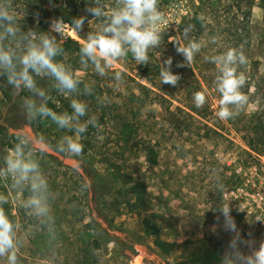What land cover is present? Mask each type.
I'll list each match as a JSON object with an SVG mask.
<instances>
[{
  "label": "rangeland",
  "instance_id": "obj_1",
  "mask_svg": "<svg viewBox=\"0 0 264 264\" xmlns=\"http://www.w3.org/2000/svg\"><path fill=\"white\" fill-rule=\"evenodd\" d=\"M122 3L0 0V8L14 17L18 28L8 34L0 24V39L14 43V51L25 47L29 33L33 39L47 34L57 45L68 37L83 44L90 34L102 33ZM56 8L82 18L81 27L56 19ZM91 8L103 14L94 15ZM157 8L164 17L161 39L148 51L147 64H137L127 53L111 67L101 60V74L86 55L59 49L53 59L76 79L74 89H61L44 74H33L43 96L13 87L7 104L0 89V126L9 121L17 125L7 126L10 145L0 147V214L13 226L14 247L9 251L15 254L14 264H239L232 242L221 234L218 217L222 190L236 182L234 163L256 160L252 151L264 155V135L243 130L249 124L264 134V0H157ZM55 20L62 22V31L50 28ZM191 40L204 46L186 64L176 46ZM228 48L241 50L247 58L237 67L246 77L240 89L246 100L234 117L221 120L216 116L217 67L205 57ZM169 57L171 70L179 75L175 85L160 83L159 69ZM3 79L0 74V82ZM197 91L206 102L195 113L187 106L194 105ZM26 100L58 115L72 110L73 100L86 104L85 115L74 123H95L80 134L83 148L78 156L69 153L64 142L75 136V129L62 128L39 112L30 114ZM27 117L35 119L34 128L22 124ZM148 144L157 152L155 164L147 159ZM17 145L25 159L36 162L45 181L46 214H38L28 203L34 195L31 180H19L8 170L6 161ZM86 167L109 181V193L95 196ZM118 169L146 184L145 205L128 193ZM144 217L156 221L165 238L189 244L162 255L143 225ZM105 231L111 240L106 241ZM97 233L101 248L91 244ZM220 239L225 240L222 246ZM8 255H0V264H9Z\"/></svg>",
  "mask_w": 264,
  "mask_h": 264
},
{
  "label": "clouds",
  "instance_id": "obj_2",
  "mask_svg": "<svg viewBox=\"0 0 264 264\" xmlns=\"http://www.w3.org/2000/svg\"><path fill=\"white\" fill-rule=\"evenodd\" d=\"M88 11L97 16L103 14L100 8H91ZM163 21L164 17L157 8V0H123L122 5L111 13L110 22L103 27L102 33L90 34L83 41L80 51L95 63L101 74H103L101 60H103L104 67H111L113 62L127 53H131L137 64H147L150 59L148 51L160 42ZM0 24L6 25L4 32L8 34L18 31V28L14 26V17L3 8H0ZM82 24V18L73 20V26L76 29H79ZM50 28L55 32H60L63 24L60 20H55ZM184 31L186 33L188 29ZM24 39L26 41L24 50L19 53L0 48V74L6 76L9 84L17 90L23 87L36 92L38 96H43V90L35 88L33 74H44L53 77L58 87L63 90H72L76 87L77 81L73 75L53 59L59 51L54 37L40 34L33 39L32 34L29 33L24 36ZM203 46L202 42L191 40L186 45L176 46V52L181 54L184 63L188 64ZM205 59L217 67L214 84L216 91L220 94V101L216 116L221 120L232 118L239 112L246 100L240 92L246 77L243 72L237 71V67L245 65L247 58L241 50L228 48L220 54L205 57ZM171 64V57L163 61L159 69L161 84H177L179 75L171 70ZM115 78L119 80L121 73L117 72ZM193 101L195 107L200 108L206 102V96L197 91L193 94ZM25 104L30 114L39 112L51 117L62 128H74L75 136L64 138L65 147L73 155L78 156L81 153L83 145L79 141L80 134L86 131L89 123H95L92 120L74 123L79 117L85 115L87 109L85 103L73 100L71 102L72 113L59 115L44 104L36 106L32 100H26ZM6 163L8 170L16 174L19 180H31L30 186L34 195L28 203L38 214H46L48 209L42 198L46 184L38 173L36 162L25 159L20 145H17ZM220 211L224 217L225 228L235 231L236 225L229 215V207H221ZM12 227L9 220L0 214V255L8 251L9 264H14L16 259L15 254L9 251L14 247ZM234 244L235 241H233ZM241 260L242 264H264V242L250 254L243 256Z\"/></svg>",
  "mask_w": 264,
  "mask_h": 264
},
{
  "label": "built area",
  "instance_id": "obj_3",
  "mask_svg": "<svg viewBox=\"0 0 264 264\" xmlns=\"http://www.w3.org/2000/svg\"><path fill=\"white\" fill-rule=\"evenodd\" d=\"M252 160L234 163L236 182L222 190L220 208L228 206L236 230L225 228L224 217L220 211L219 229L228 242L235 241L239 264L241 258L251 253L264 242V155L252 151ZM233 165V163H228Z\"/></svg>",
  "mask_w": 264,
  "mask_h": 264
},
{
  "label": "trees",
  "instance_id": "obj_4",
  "mask_svg": "<svg viewBox=\"0 0 264 264\" xmlns=\"http://www.w3.org/2000/svg\"><path fill=\"white\" fill-rule=\"evenodd\" d=\"M53 12H54L53 13L54 15H58L63 21L68 22L72 26H73V20L77 19V16L75 15V13L63 11L59 8L54 9ZM0 37H3L1 33H0ZM12 46L15 47L14 43H12L10 40L0 39V48L5 49V50H12L11 49ZM58 47L60 50L71 49L75 52H79L80 54H82L80 51L82 44L79 43L77 40H74L70 37H68L65 40H63L62 42H60ZM23 50H24V47H21L20 51H19V49H18V51L16 49V52L19 53ZM3 77H4V79L0 82V89L5 96V98L3 99L4 100L3 102H6L8 104L12 101L11 96H10V92L12 91L14 86L8 83L5 75H3ZM160 97L162 99H165V97L163 95H160ZM187 107L190 110H192L193 112L198 113V108L195 107V105H191V106H187ZM178 108L181 109V107H178ZM167 110L169 113H173V111L170 110V107H168ZM71 111H72L71 109H68L66 111V113L70 114ZM22 124H27V125L34 128L35 119L33 117H27V119H25L22 122ZM7 126L17 127V125H14V123H12L10 121H9V124ZM7 126H5V125L0 126V133H1L0 134V147L4 146L6 148L8 144L10 145V141H9L10 136L7 133ZM243 130L245 131V133L246 132L249 133L251 131L252 133H256L257 135H260L261 137L264 135L262 131H259V129H255L254 127L251 128V126L249 124L246 125L245 129H243ZM249 144H252V143H249ZM146 151H147V159L150 162V164H155L157 161V152H156L154 146H152L150 144L146 145ZM85 161L88 162V160H86V159H85ZM0 167H3L2 163H0ZM118 168H120V167H118ZM118 170L120 172V175H121L123 181L127 183L128 193L131 196H133L135 201L140 202L142 205H145V202H146L145 197H146V193H147L146 184L139 179H135L133 177V175H131L127 172H122L120 169H118ZM85 171L89 175L90 179L92 180V186H93L96 197H99L101 195H104V194H107L110 192V190L112 189V186L110 185L109 181L104 176L99 174L96 171V169H94L93 167L92 168L86 167ZM143 225L150 232V234L154 237V245L158 248L159 252L162 255H167L173 251L178 250L179 248L186 247L190 242V240H186V241L180 243L178 241H172L170 239L165 238L162 234V229H161L160 225L156 221L152 220L149 217L143 218ZM104 235L106 237V241L112 239L111 233H109L108 231H105ZM100 236H101L100 233H97L91 242V244H93V246L95 248H101L102 243L100 241L101 240ZM224 241H225L224 239L219 240V243L221 246L224 245Z\"/></svg>",
  "mask_w": 264,
  "mask_h": 264
},
{
  "label": "water",
  "instance_id": "obj_5",
  "mask_svg": "<svg viewBox=\"0 0 264 264\" xmlns=\"http://www.w3.org/2000/svg\"><path fill=\"white\" fill-rule=\"evenodd\" d=\"M60 17L58 15H56V19H59Z\"/></svg>",
  "mask_w": 264,
  "mask_h": 264
}]
</instances>
